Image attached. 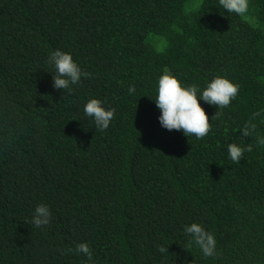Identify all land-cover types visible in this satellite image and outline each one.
<instances>
[{"label": "trees", "instance_id": "16d2710c", "mask_svg": "<svg viewBox=\"0 0 264 264\" xmlns=\"http://www.w3.org/2000/svg\"><path fill=\"white\" fill-rule=\"evenodd\" d=\"M57 49L91 74L71 90L53 87ZM165 69L198 97L218 75L239 85L226 108L200 99L205 137L160 125ZM92 98L115 110L106 130L84 113ZM258 136L264 0L245 17L219 0H0V264H264ZM229 143L253 150L235 163ZM41 203L51 218L38 228ZM194 222L214 256L189 246Z\"/></svg>", "mask_w": 264, "mask_h": 264}, {"label": "clouds", "instance_id": "9594fccd", "mask_svg": "<svg viewBox=\"0 0 264 264\" xmlns=\"http://www.w3.org/2000/svg\"><path fill=\"white\" fill-rule=\"evenodd\" d=\"M219 4L229 13H236L245 17L249 11V0H219ZM48 62L56 70L53 76V87L56 89H70V84L74 85L80 82L81 77H89L91 74L82 72L81 68L74 62L71 54L59 49L52 51L49 55ZM134 87H129V93L134 92ZM199 88L197 85L188 87L182 86L180 80L165 69L164 73L158 78L157 96L154 100L157 108L160 110L158 117L160 125L171 131H183L188 137L195 136L198 139L205 137L211 128L209 117L205 109L200 104V99L210 105L218 106L219 109L228 107L232 100L238 95L239 85L234 84L228 78L216 76L207 83L198 97ZM114 109H105L99 99L92 98L84 106V113L92 117L98 129L106 130L111 120L114 118ZM260 113H255L259 115ZM218 111L213 118H218ZM256 130V124L246 123L243 127L242 134L251 136ZM257 143L264 145V137H257ZM252 146L242 148L235 143L227 145V153L230 159L239 163L245 151L251 152ZM51 211L46 204L36 206L32 223L36 227L46 226L50 223ZM185 232L191 236L189 246L195 243L205 257L216 254V238L207 231L202 225L192 223L185 226ZM75 251L83 253L92 259V251L87 243H79ZM160 252H166L168 249L161 247Z\"/></svg>", "mask_w": 264, "mask_h": 264}]
</instances>
